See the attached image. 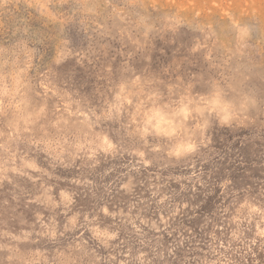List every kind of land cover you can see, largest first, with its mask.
Wrapping results in <instances>:
<instances>
[{
    "label": "rangeland",
    "instance_id": "374dc122",
    "mask_svg": "<svg viewBox=\"0 0 264 264\" xmlns=\"http://www.w3.org/2000/svg\"><path fill=\"white\" fill-rule=\"evenodd\" d=\"M0 264H264V0H0Z\"/></svg>",
    "mask_w": 264,
    "mask_h": 264
}]
</instances>
